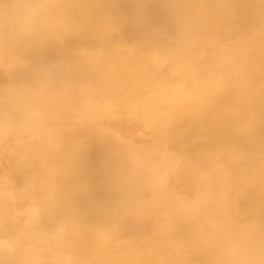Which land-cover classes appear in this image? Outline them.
Here are the masks:
<instances>
[{"label": "bare ground", "instance_id": "obj_1", "mask_svg": "<svg viewBox=\"0 0 264 264\" xmlns=\"http://www.w3.org/2000/svg\"><path fill=\"white\" fill-rule=\"evenodd\" d=\"M66 30L35 53L57 59L69 49H103L84 67L114 104L77 130L48 163L70 173L80 189L76 203L123 215L87 214L81 252L94 264H210L218 242L194 234L206 218L239 220L235 206L200 213L179 208L193 194L188 169L170 178L158 170V192L144 179L140 162L174 154L193 163L226 148L264 151V16L259 0H66ZM135 18V25L127 21ZM79 60V58H77ZM167 150V152L165 151ZM46 158L21 161L0 148V184L17 191L41 172ZM225 159V157H222ZM227 167L233 176L254 169L247 159ZM231 196V193H229ZM159 200V203H158ZM244 207L258 203L251 193ZM171 214L172 227L165 222ZM205 231L211 229L205 225Z\"/></svg>", "mask_w": 264, "mask_h": 264}, {"label": "clouds", "instance_id": "obj_2", "mask_svg": "<svg viewBox=\"0 0 264 264\" xmlns=\"http://www.w3.org/2000/svg\"><path fill=\"white\" fill-rule=\"evenodd\" d=\"M259 2L264 5V0ZM65 5L66 0H0V148L11 147L21 161L46 158L41 172L23 189L0 184V264H94L78 243L87 214H124L123 206L109 208L101 202L81 209L76 203L80 189L64 183L70 173L48 163L65 149L72 134L95 123L115 103L82 75L85 66L99 61L103 49H69L51 60L35 55L66 30ZM127 22L135 25L137 20ZM153 156L148 152L140 167L158 192H164L168 183L155 181L158 170L170 178L188 169L193 194L181 198V210L200 213L215 205L235 206L238 221L231 215L225 220L206 218L194 234V241L218 242V255L210 264H264V151L226 148L199 163L184 158L179 165L170 163L175 159L171 152L166 159ZM242 159L254 171L233 176L227 164ZM253 192L258 203L244 207L241 202ZM165 222L169 229L173 226L170 213Z\"/></svg>", "mask_w": 264, "mask_h": 264}]
</instances>
